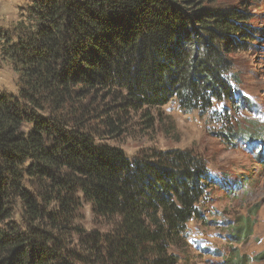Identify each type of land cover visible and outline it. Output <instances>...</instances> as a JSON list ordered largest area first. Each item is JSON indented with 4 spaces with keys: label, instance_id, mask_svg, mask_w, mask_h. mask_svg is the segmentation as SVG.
Masks as SVG:
<instances>
[{
    "label": "trees",
    "instance_id": "trees-1",
    "mask_svg": "<svg viewBox=\"0 0 264 264\" xmlns=\"http://www.w3.org/2000/svg\"><path fill=\"white\" fill-rule=\"evenodd\" d=\"M227 1L31 0L16 36L0 31L21 84L0 90V264H180L217 185L205 160L180 148L131 158L102 140L131 111L154 128L147 111L171 101L187 113L252 107L230 54L252 46L254 13ZM236 131L222 134L233 144ZM86 204L106 229L84 227Z\"/></svg>",
    "mask_w": 264,
    "mask_h": 264
},
{
    "label": "rangeland",
    "instance_id": "rangeland-1",
    "mask_svg": "<svg viewBox=\"0 0 264 264\" xmlns=\"http://www.w3.org/2000/svg\"><path fill=\"white\" fill-rule=\"evenodd\" d=\"M239 1L227 2L239 7ZM244 1L254 13L257 34L247 50L230 54L234 65L231 77H235L236 94L252 103L250 109L215 100L206 114L197 110L187 113L177 101H171L147 111L154 117V128L144 123V111H131L120 114L123 134L102 140L122 147L131 158L155 149L180 148L193 149L205 160L217 185L199 203L201 217L188 225L185 248L177 252L180 264H225L235 252L248 257V264H264L257 260L264 252V160L257 158L258 152L264 151V0ZM30 3L0 0V31L15 37L17 23ZM20 86L18 72L0 51V90L18 95ZM109 101L111 98L99 102V109ZM230 125L239 134L233 144L222 134ZM99 134L103 136L104 130ZM80 220L88 230L107 227L88 204Z\"/></svg>",
    "mask_w": 264,
    "mask_h": 264
}]
</instances>
